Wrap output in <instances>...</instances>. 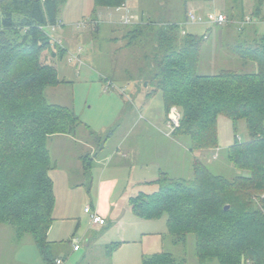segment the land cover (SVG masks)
<instances>
[{"label": "trees", "instance_id": "obj_1", "mask_svg": "<svg viewBox=\"0 0 264 264\" xmlns=\"http://www.w3.org/2000/svg\"><path fill=\"white\" fill-rule=\"evenodd\" d=\"M67 1L0 0V225H10L19 240L30 235L45 264L57 260L48 240L56 199L47 144L51 136H73L83 126L72 109L50 104L45 96L47 88L66 82L44 53L62 60L67 50L44 29L58 23V12ZM254 1L253 13L261 18L264 0ZM94 2L96 9L118 8L126 0ZM244 21L242 16L237 23L241 31ZM142 33L138 26L128 32V44ZM158 37L160 50L148 82L154 94H162L167 120L173 117V107L181 110L173 135L188 138L191 153L213 151L218 148V117L224 115L234 128L244 122L249 139L237 140L225 151L228 162L242 174L229 179L195 159L190 180L160 172L152 182L158 190L132 197V210L146 221L166 216L167 233L176 245L194 235L201 263L264 264V36L237 47L245 62L256 63V72L224 69L215 75L198 73L205 36L181 34L180 26L172 24ZM105 139L94 140L103 144ZM82 162L90 176L93 159L84 156ZM117 246L106 248L109 256ZM142 264L186 262L159 252L144 256Z\"/></svg>", "mask_w": 264, "mask_h": 264}, {"label": "rangeland", "instance_id": "obj_2", "mask_svg": "<svg viewBox=\"0 0 264 264\" xmlns=\"http://www.w3.org/2000/svg\"><path fill=\"white\" fill-rule=\"evenodd\" d=\"M126 4L131 18L130 24L120 23L126 15L125 11L121 12L116 8L108 7L96 9L94 0H68L58 12V23L64 21L65 28L59 25L54 30L52 27L47 29V32L56 40L63 41L62 46L74 52L82 51L79 54L80 59H75L71 63L67 62V58L55 59L51 62L54 59L50 57V53H47L48 51L44 53L47 54L46 58L58 68L61 80L66 81L58 87L47 88L46 99L50 104L68 107L76 113L83 126L79 127L73 136L83 142L93 143L99 153L104 147L108 152L116 149L120 144L119 139H122L126 129V123L119 118L122 109L125 111L124 114L126 111L131 112L132 108L139 110V117H144L145 121L154 126L161 123L159 129L164 134L169 133L162 94H154L153 85L148 82L151 80L153 64L160 50L158 35L163 28L177 24L180 26L181 34L187 33L198 37L206 35L198 67V73L201 75H215L224 69H232L239 73L256 72V63L245 62L237 52V47L246 45L247 32L250 34L256 30L259 38L264 36V14L259 18L253 13L254 0H126ZM199 8L202 12L199 10L200 12L198 11L196 15L202 17L205 14L206 19L208 14L216 12L225 13L235 20L242 16L251 18L252 23H248L242 37L235 23L209 24L208 21H189L188 12H195ZM94 18L101 21L99 31L94 29ZM137 22L139 24H136ZM81 24L84 25L80 26ZM137 26L142 28L143 33L138 35L135 43L130 46L126 36ZM70 54L69 59L73 57ZM109 79L114 83L111 82V87L107 88ZM127 82L129 85L126 84ZM106 88L107 91H105ZM177 109L181 112L179 108ZM217 131L218 148L213 151L198 150L190 153L187 149L190 140L186 137L179 138L175 146L168 147L166 155L170 156L167 163L170 167L169 175L190 180L193 177L191 162L195 159L208 162L213 173L229 179L242 174V171L235 169L228 162L225 151L239 139L241 143L248 141L249 135L245 123L240 122L237 128H234L232 121L221 115L218 117ZM95 136L106 139L101 144V140L99 142L94 140ZM134 140L139 149H142L144 145L146 150L158 148L161 160L166 162L164 142L158 141L152 134L148 135L141 126L136 129ZM131 143L133 139L128 140V144ZM64 145L60 139L49 140L47 148L53 163L60 162L63 155L60 150L64 148ZM67 150L71 152L65 153V155L69 153L67 155L69 157L77 153L80 147L71 146ZM86 156H90L96 165V158H93L92 153ZM150 172L149 179L158 178L153 175L156 172L154 169L150 168ZM49 175L56 181L54 195L58 211L54 216V225L52 224L50 228L48 239L51 241L67 239L60 242L61 248L53 246L51 256L57 258L69 254L71 246L73 247L76 244L75 240H78L81 250L72 253L68 257L67 264H110L107 249L102 243L101 245L93 244L88 254L84 255L87 251V242H82L83 233L89 232L88 237H94L95 241L96 237L108 229L105 227L98 233L92 231L90 215L85 213V209L90 207L87 189L77 187L68 190L56 171H50ZM79 179L72 178V181H80ZM157 190V185L144 186L142 189L144 193H153ZM67 206L70 207L68 210ZM165 221L166 216L153 223L143 224L149 228V231L157 234L144 240V248L133 245L127 249L121 248L118 235L115 234L117 230L112 229L107 232L103 238L108 237L110 243L118 244L112 264H142V253L143 256H151L159 252L171 253L178 260L184 259L186 264H218L216 260L205 263L198 260L195 255V237L192 234L188 235L186 244H174L173 238L165 233L166 231L164 232ZM77 225H79L77 236L70 245L67 242V234L70 231L74 233ZM0 264H45V262L30 235H25L22 240H19L14 229L10 225L3 224L0 225Z\"/></svg>", "mask_w": 264, "mask_h": 264}, {"label": "crops", "instance_id": "obj_3", "mask_svg": "<svg viewBox=\"0 0 264 264\" xmlns=\"http://www.w3.org/2000/svg\"><path fill=\"white\" fill-rule=\"evenodd\" d=\"M199 10L201 11L202 9L199 8L197 11H195V14L198 13ZM204 15L202 16V18L204 19V21H207L206 16ZM226 16L228 17V15ZM121 21L122 22L120 23H124L122 19ZM239 22L240 19L233 21L232 23L239 24ZM59 23L61 26H63L62 28L64 29L65 28L64 21H59ZM227 23L230 22L227 21ZM250 23H252V20ZM136 24H139V22H137ZM249 24H245L243 26L244 28L242 31L238 29V31H240L239 33H242L243 35L242 37H244L245 34L244 30H246V26ZM94 25H95L94 26L95 31H99L98 27L101 25V21L98 20V18L97 19L94 18ZM247 33L248 36L246 35L245 44L250 42L254 43L259 38V34L257 33L256 30H254L250 34L249 32ZM204 36L206 37V35ZM61 44H63V41H61ZM62 47L67 50L66 55L64 57L67 58V62L71 63L75 59L76 60L80 59L79 54L81 53L82 50L74 52L72 49H68L66 46H62ZM71 50L73 52H71ZM69 54L74 58L70 57L69 59ZM54 61L55 60H51V62ZM109 81L110 83L111 82L114 83V81L110 79ZM126 84L129 85V82H127ZM135 89L137 94L138 91L137 84L135 86ZM105 91H107V89H105ZM124 112L125 111L122 109L119 118L126 123V129L124 135L122 136V139L121 138L119 139L120 144L114 150H109L108 152H106L104 147V149H102V151L99 153V151L98 152L96 151L93 143H90L88 141L83 142L79 138L72 135H66V134L53 135L49 139L50 141L54 138L60 139V141H63L65 144L64 148L60 150V152H63L62 158H60V162L56 161L53 163L54 169L52 171H56V173L60 176L63 185L68 190L77 187L86 188L88 191V197L90 199L91 210L93 212L98 213L106 221L105 225L92 224L91 227L92 231L98 233L101 232L103 228L108 227V229L104 233L96 237L95 241H94V237H88L89 232L83 233L84 237H82V242L83 241L87 242L86 244L87 251L84 252L85 253L84 255L88 254L93 244L98 243L101 245L102 243V245L105 246V248H107L111 244H115V243H110L108 237L106 239L103 238L104 235H106V233L112 229L117 230L115 234L116 236L118 235L117 236L119 238L118 242L121 244V248L123 247L126 249L131 245L138 248H140V246L141 248H144V244H143L144 240L150 239L149 237H152L153 235H157L155 233H152V231H149L148 227L143 226V224L149 222L153 223L154 221L157 220L146 221L138 218L132 210V207L130 205V199L132 197L137 196L139 193L143 192L142 189L144 188V186L145 187L148 185L155 186V184H152V182H154L156 179L148 178V176H151L150 168L156 171L155 173H153V175L154 176L156 175L157 177L159 176L160 172H167L168 174H170L169 173L170 167L167 166L170 156L166 155V151L168 147L175 146L179 138H176L173 135V132L171 131H169L168 134H164L159 129L161 127V123L154 126L149 122L145 121L144 117H139L140 115L139 110H135L134 108H132L131 112L126 111V114H124ZM139 126H141V128H144L145 131L148 133V135L152 134L155 136L156 139H158V141L164 142V146H165L164 155L166 162H163L161 160L160 157L161 154H160V150L158 151V148L154 147L152 149H149L150 148L149 147L148 148L149 150H146V146L144 145L142 149H139V147L137 146V142H135L134 140L136 129L139 128ZM131 139H133V143L128 144V140ZM71 146H77V147L79 146L80 150L75 154L69 155L68 157L67 155L71 152L70 150H67V148H70ZM187 149L191 153L190 148L188 147ZM67 152L69 153L65 155V153ZM91 153L93 154V158H96L95 161L96 165L93 162L90 176H86L82 165V158L86 156V154L91 155ZM192 164L193 162H191V165ZM72 178H76V179L80 178L79 179L80 181L73 182ZM52 180H54V185L56 186L55 179L52 178ZM69 208L70 207L67 206V210ZM57 211H58V206L56 202V207L54 211L56 213L55 215H53V217L56 216ZM164 225H165L164 232L166 231L165 233H167L168 231H167L166 221ZM78 230H79V225L76 226L74 233L73 232L71 233L70 231L69 234H67L68 235L67 242L70 245L73 239L77 236ZM50 231L51 230H49V234H48L49 236H50ZM48 240L54 247L61 248V246L59 245L60 242L67 239H62L59 241L56 240L51 241L50 239ZM71 249L69 250V254L59 256L57 257V259H62L64 264H67L68 257L72 253L79 252L81 250V246L79 247L78 250H74L72 246ZM115 252L116 250L109 256L110 264L113 263ZM143 257L144 256L142 253V259Z\"/></svg>", "mask_w": 264, "mask_h": 264}, {"label": "built area", "instance_id": "obj_4", "mask_svg": "<svg viewBox=\"0 0 264 264\" xmlns=\"http://www.w3.org/2000/svg\"><path fill=\"white\" fill-rule=\"evenodd\" d=\"M118 11H125L126 15L123 18V22L125 24H130L131 23V18L128 15V8H127V4L124 3L123 5L119 6L118 8H116ZM208 19H206L210 24H223L226 23L228 21L227 16L225 14L222 13H210L208 14ZM188 19L189 21L192 22H196V21H204V19L200 16H197L195 14V12L191 11L188 12ZM251 22V18H245V21L243 22V24H248ZM60 23H57L55 26H48V27H52V29L54 30L57 26H59ZM84 24H81L80 26H83ZM48 27H46L44 30L47 32ZM47 34L52 38L53 42L57 43L58 45L61 46V41L60 40H56L55 37L52 34H49L47 32ZM110 83L107 86V88H110ZM106 88V89H107ZM172 113H173V117L167 121V127L170 129L171 132H174V130L179 127L180 125V119H181V114L179 112V110L176 107L172 108ZM240 140V139H239ZM85 212L88 213L90 215L92 224L94 225H105L106 221L105 219H103L98 213L93 212L91 210L90 207H87L85 209ZM76 244H74L73 248L74 250H78L80 247V243L78 242V240H75ZM56 264H64L62 259H57L56 260Z\"/></svg>", "mask_w": 264, "mask_h": 264}, {"label": "water", "instance_id": "obj_5", "mask_svg": "<svg viewBox=\"0 0 264 264\" xmlns=\"http://www.w3.org/2000/svg\"><path fill=\"white\" fill-rule=\"evenodd\" d=\"M225 209H226V210L229 209V206H226Z\"/></svg>", "mask_w": 264, "mask_h": 264}]
</instances>
